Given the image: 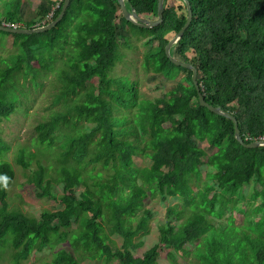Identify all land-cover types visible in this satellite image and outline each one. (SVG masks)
Segmentation results:
<instances>
[{"label":"trees","instance_id":"trees-1","mask_svg":"<svg viewBox=\"0 0 264 264\" xmlns=\"http://www.w3.org/2000/svg\"><path fill=\"white\" fill-rule=\"evenodd\" d=\"M170 2L164 0L163 21L154 27L126 20L118 0H71L63 18L49 30L28 34L0 29L12 35L19 48L9 57L0 56V66L4 65L0 67V119L14 111L16 98L10 95L15 94L7 88L14 75L27 76L32 62L43 67L46 55L51 62L55 51L68 49L62 96L78 95L92 79L96 83L87 88L82 102L73 106L78 121L92 125L90 131L69 139L67 156L72 154L79 165L100 164L111 170L105 179L91 177L94 189L85 191L77 190L81 184L77 170L66 173L63 207L30 218L8 208L4 187L14 172L9 163H1L0 249L9 243L16 263L43 251L52 236L64 241L68 229L78 223L79 235L72 245L77 249L82 242L94 259L116 260L118 264H179L178 257L193 256L199 264H264V146L241 145L233 121L200 104L193 71L167 57V43L188 18L185 0ZM190 2L192 21L172 46L171 55L197 68L205 100L237 118L247 144L260 140L264 136V0ZM57 3L52 19L44 23ZM126 4L143 17L158 16V0H126ZM62 5L63 0H42L39 9H30L34 14L27 17L24 0H0V23L28 28L44 25L59 15ZM133 35L145 39L144 68L174 81V87L161 97L142 99L137 82L108 75L119 59L120 46ZM95 89L99 94L95 95ZM113 101L119 109L134 111L122 127L112 115ZM62 119H54L51 131ZM49 134L45 131L44 138ZM201 142L216 152L207 155ZM90 143L94 150L86 160ZM139 156L148 158L150 166L136 163ZM195 181H201L198 189ZM252 182L261 188L251 194V202H245V189ZM35 186L39 196L50 194L41 177ZM150 193L165 201L169 197L178 201L168 205L157 243L137 256L141 243L135 239L147 231L154 216V211L145 207ZM235 209L244 212L240 222L235 219ZM101 220L110 222L111 232L122 236L121 247L105 241ZM162 253L168 262L159 261ZM47 264L79 263L71 251L61 248Z\"/></svg>","mask_w":264,"mask_h":264},{"label":"rangeland","instance_id":"rangeland-1","mask_svg":"<svg viewBox=\"0 0 264 264\" xmlns=\"http://www.w3.org/2000/svg\"><path fill=\"white\" fill-rule=\"evenodd\" d=\"M31 3V7L29 2ZM42 0H24V11L26 16L30 17L34 12L30 9H39ZM173 2V0H171ZM170 2V3H171ZM33 10V11H34ZM128 29V23H124ZM143 38L133 35L128 43H122L119 48V59L109 71V77L118 79L127 77L138 83V90L142 99H155L163 96L174 87V81L165 80L155 73L149 72L144 68V59L147 49ZM19 52V48L14 42L12 35L0 32V56L9 57ZM70 55V50L53 53L54 60H49L46 55V63L41 67L38 63L32 62L33 69L24 73H17L12 78L7 88L13 91L16 100L14 101V111L8 118L0 119V164L9 163L14 177L12 181L4 187L8 208L23 213L30 218H38L45 210H56L63 207L61 196L64 194V179L66 173H73L77 170L80 175L81 184L77 187L78 191L94 189V179L103 177L105 179L111 173V170H105L100 164L79 165L74 160L72 154L67 156L66 143L70 138L90 131V124L85 120L78 121L77 114L73 106L82 102L87 88L96 83L92 79L86 84V88L79 90L78 95L70 94L62 96L64 88V70L68 69L66 63ZM4 67V65L0 66ZM67 74V73H66ZM183 76L180 77L182 79ZM128 79L126 81L128 82ZM66 87L69 88L68 84ZM112 88H115L112 85ZM95 95L99 94L98 89L94 90ZM110 100L108 94L101 95ZM114 110L112 115L119 118L118 125L124 126L128 119L134 116L133 110L119 109L116 102H112ZM124 116V117H123ZM123 117V118H120ZM63 118L61 123L56 126L55 131H51L50 126L54 119ZM76 125H75V124ZM75 126V127H74ZM48 130V138H44L43 133ZM201 148L207 155H212L216 149L207 142L200 143ZM94 145H88V160L92 155ZM136 163L144 166H150L148 158L139 156ZM207 167H203V172ZM42 178V185L50 190L46 196L38 195L36 180ZM93 177L94 179H92ZM205 177V173H204ZM4 185V177L0 174V186ZM196 189L201 185V181H195L193 184ZM261 185L252 182L245 189V202H251V194L255 189H260ZM128 190V189H127ZM55 195V198L52 196ZM178 201V198L169 197L167 201L159 195L149 194L145 200V207L154 211V216L150 220L147 231L136 237L135 242L141 243L135 251L137 256H143L144 253L157 243L159 235V225L164 221L166 209L169 204ZM260 199L253 201L257 204ZM240 203V202H239ZM238 203V204H239ZM236 204V205H238ZM239 205H242L240 203ZM2 202L0 199V207ZM252 204H247L250 208ZM143 211L134 219L136 225ZM234 216L237 222L244 218V212L235 209ZM215 221H225L226 217H213ZM103 223V236L105 241L112 247H121L123 238L121 235L111 232V223L107 220H101ZM62 229V233H65ZM79 224L74 223L68 229L64 241H59L52 236L51 242L41 252L32 253L26 260L16 263L13 258V250L9 243L3 245L0 249V264H47L54 254L61 248L71 251L79 264H118L116 260H107L106 258H91V253L84 250L82 242L77 249L72 245L75 237L79 235ZM160 262H168L166 254L162 253ZM179 264H199L193 256L178 257Z\"/></svg>","mask_w":264,"mask_h":264},{"label":"water","instance_id":"water-1","mask_svg":"<svg viewBox=\"0 0 264 264\" xmlns=\"http://www.w3.org/2000/svg\"><path fill=\"white\" fill-rule=\"evenodd\" d=\"M120 6H121V9H122V13H123V16L126 20H131L141 26H144V27H154L158 24H160L162 21H163V14H164V0H158V16L156 19H149V18H146V17H143L141 16L136 10L135 8L133 9H128L127 7V4H126V0H118ZM186 2V5H187V8H188V18H187V21L186 23L183 25V27L179 30V32L177 34H175L170 40L169 42L167 43V46L165 48V51H166V55L167 57L171 60V62L177 66H181V67H184V68H187V69H190L193 71V74H192V79H193V82L199 92V101H200V104L203 106V107H206L208 108L211 112L219 115V116H222V117H226L230 120L233 121L234 123V126H235V136H236V139L237 141L245 146V147H248V148H258V147H263L264 146V140H256V141H253L252 143H249L247 144L243 138H242V133H241V130L239 128V124H238V120L237 118L225 111L224 109H222L221 107L219 106H214L212 104H209L206 100H205V97L204 95L202 94L201 92V89H200V85L198 83V70L197 68L191 64V63H187V62H183V61H180L178 59H176L175 57H173L171 55V48L172 46L174 45V43L178 42L185 30L188 28V26L190 25L191 21H192V18H193V10H192V5H191V2L190 0H185ZM71 3V0H63V5H62V8H61V11L59 13V15L52 21L44 24V25H36L34 27H25V26H12L8 23H0V29L1 30H4V31H8V32H17V33H35V32H42V31H46V30H49L51 28H53L54 26L57 25V23L63 18V16L65 15L69 5Z\"/></svg>","mask_w":264,"mask_h":264},{"label":"built area","instance_id":"built-area-1","mask_svg":"<svg viewBox=\"0 0 264 264\" xmlns=\"http://www.w3.org/2000/svg\"><path fill=\"white\" fill-rule=\"evenodd\" d=\"M57 7H59V3H57V4H56V5L50 10V12L47 14L46 18L43 20L44 23H45L47 20L52 19L53 15H54V11H55V9H56ZM8 24H10V23H8ZM10 25L15 26V27L18 26L17 24H10ZM261 140H264V136H263V138H261Z\"/></svg>","mask_w":264,"mask_h":264}]
</instances>
